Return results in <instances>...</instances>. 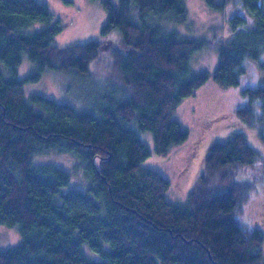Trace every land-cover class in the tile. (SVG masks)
I'll return each mask as SVG.
<instances>
[{"label": "trees", "instance_id": "16d2710c", "mask_svg": "<svg viewBox=\"0 0 264 264\" xmlns=\"http://www.w3.org/2000/svg\"><path fill=\"white\" fill-rule=\"evenodd\" d=\"M204 1L214 10L228 4ZM100 2L108 16L103 35L118 29L123 39L113 50L116 84L95 103L97 116L42 94L28 102L23 82L37 81L49 68L88 73L103 40L57 46L54 37L62 29L47 3L0 0V62L10 74L0 68V223L19 224L24 237L0 250V264H264L263 231L237 219L246 196L234 168L259 159L245 134L233 132L212 144L191 194L176 204L167 200L171 184L163 173L140 164L152 153L131 127L153 132L157 154L185 142L189 130L173 119L183 100L210 79L238 86L244 61L264 54V0L238 3L246 15L232 16L235 32L216 40V69L198 74L189 61L209 39L153 22H185L183 0ZM36 21L46 28L22 31ZM24 56L36 69L22 80L17 67ZM242 92L252 101L264 99V86ZM236 115L248 124L264 118H256L253 106ZM52 152L75 157L85 187L65 189L72 180L68 170L35 161ZM86 244L100 260L88 257Z\"/></svg>", "mask_w": 264, "mask_h": 264}, {"label": "rangeland", "instance_id": "374dc122", "mask_svg": "<svg viewBox=\"0 0 264 264\" xmlns=\"http://www.w3.org/2000/svg\"><path fill=\"white\" fill-rule=\"evenodd\" d=\"M47 3L54 22L61 26V31L54 37L58 46L69 43H86L90 40H103L100 55L93 60L89 72L84 73L74 69L70 71L46 69L37 81H24L25 99L29 102L34 94H42L58 102L73 104L78 111H89L100 116L95 103L102 101L103 93L115 86L116 69H114V49H120L122 33L118 29L111 30L103 35V25L108 16L100 0H39ZM116 1V0H114ZM187 6L188 18L183 23L168 20H155L156 24L165 26L170 31H178L183 36L201 37L209 39L208 44L197 50L190 58L189 64L194 73L214 72L218 65V42L223 37L232 35L230 18L238 13L246 15L242 0H228L223 10L210 8L204 0H183ZM135 8V3H133ZM251 18H249L250 20ZM146 20H148L146 18ZM141 23L142 19H135ZM150 21V20H148ZM151 22V21H150ZM253 20L249 22L252 24ZM46 28L42 21H36L22 31L36 33ZM246 72L240 79L238 86L223 87L213 79L202 85L194 94L185 98L173 114V119L180 120L189 130L185 142L170 148L168 153L157 154L154 151L153 132L143 131L132 123L139 132L140 138L147 143L151 155L140 164L143 168H152L169 180L170 188L166 192L170 203L183 204L193 189L195 180L202 173L206 157L212 144L222 137L233 132H241L247 137L249 145L259 153V159L254 165L236 166V180L243 188L246 199L240 210L237 211L239 223L245 227L260 228L264 233V118L248 124L240 120L236 111L243 106H253L256 118L264 116V99H252L242 92L245 88L264 86V54L259 61L246 59ZM0 68L7 76V66L0 62ZM35 65L28 56H24L17 67L19 79H26L35 72ZM6 70V71H5ZM37 163H51L70 172L71 183L69 188L85 187L84 172L77 164L78 161L68 153L52 152L35 156ZM20 225L0 223V250L19 245L23 240ZM264 243V242H263ZM105 248H110L105 243ZM84 252L94 260H100L98 253L84 245ZM264 252V244L262 245ZM159 264H162L159 262Z\"/></svg>", "mask_w": 264, "mask_h": 264}]
</instances>
